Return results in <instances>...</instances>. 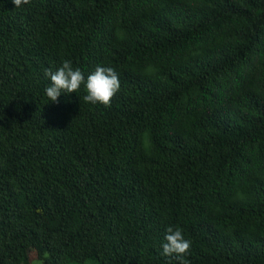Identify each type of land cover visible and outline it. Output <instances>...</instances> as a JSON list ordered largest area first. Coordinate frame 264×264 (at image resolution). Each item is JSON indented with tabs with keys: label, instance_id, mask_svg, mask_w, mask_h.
Wrapping results in <instances>:
<instances>
[{
	"label": "trees",
	"instance_id": "16d2710c",
	"mask_svg": "<svg viewBox=\"0 0 264 264\" xmlns=\"http://www.w3.org/2000/svg\"><path fill=\"white\" fill-rule=\"evenodd\" d=\"M111 66L108 105L44 88ZM264 264V0H0V264Z\"/></svg>",
	"mask_w": 264,
	"mask_h": 264
},
{
	"label": "clouds",
	"instance_id": "9594fccd",
	"mask_svg": "<svg viewBox=\"0 0 264 264\" xmlns=\"http://www.w3.org/2000/svg\"><path fill=\"white\" fill-rule=\"evenodd\" d=\"M15 6L27 4L28 0H13ZM44 75L51 83L44 88V94L50 102H56L58 97L64 93L76 92L83 84L86 95L85 102L102 103L108 105L111 98L120 88V80L117 72L111 66L98 64L93 70L85 74L79 67H73L70 59H64L61 65L54 71L46 68ZM191 241L183 235L179 227L165 230L163 242L161 243L162 254L165 256L175 254L180 264H185L184 254L187 253Z\"/></svg>",
	"mask_w": 264,
	"mask_h": 264
}]
</instances>
